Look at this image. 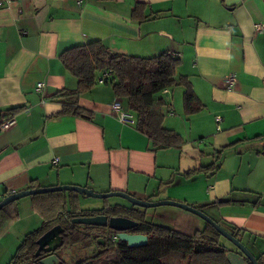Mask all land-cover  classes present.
Instances as JSON below:
<instances>
[{
    "label": "crops",
    "instance_id": "1",
    "mask_svg": "<svg viewBox=\"0 0 264 264\" xmlns=\"http://www.w3.org/2000/svg\"><path fill=\"white\" fill-rule=\"evenodd\" d=\"M137 5L142 20L133 17ZM94 41L116 55L179 58L176 75L203 106L186 116L182 87L157 95L163 127L182 138L180 148H154L119 121L111 105L126 110V100L101 81L105 72L79 97L90 119L57 116L59 92L77 86L60 55ZM14 107L23 109L0 131V201L62 185L174 201L238 229L264 262V0H0V123ZM104 206L114 205L104 200L97 210ZM170 214L183 233L206 224L178 208ZM225 248L229 264H248L232 244Z\"/></svg>",
    "mask_w": 264,
    "mask_h": 264
},
{
    "label": "trees",
    "instance_id": "2",
    "mask_svg": "<svg viewBox=\"0 0 264 264\" xmlns=\"http://www.w3.org/2000/svg\"><path fill=\"white\" fill-rule=\"evenodd\" d=\"M143 7L139 5L135 7L133 10L135 19H143L141 14ZM59 59L64 69L77 80V86L74 90L59 92L61 110L57 116L90 119V113L79 106V97L95 85L97 73L104 72L108 73L109 77L104 78L102 82L109 80L114 96L126 100L125 109L134 116L136 130L146 136L154 148H180L183 144L179 135L164 129L162 107L165 102L157 97L158 94L166 89L182 87L184 114L194 115L203 108L188 80L176 75L180 61L173 55L163 53L151 58L121 56L110 52L100 42L94 41L65 51ZM22 109V107L10 109L4 117L5 121L12 119ZM213 168L209 166L205 170ZM31 188L33 189L32 186ZM76 196L75 193H47L31 197L33 210L42 218V224L39 229L25 236L9 264H26L36 259L37 239L56 225L63 229V247L79 246L81 249L90 247L89 231L98 228L73 225L71 220L101 215L106 210L118 206L114 208L104 206L101 210L95 211H79ZM17 217V201L3 207L0 210V232ZM138 221L130 233L146 236V245L128 247L125 242L108 241L101 246V251L96 256L78 264H229L226 248L221 242L224 238L208 224L190 233H183L149 223L141 216ZM80 227L83 228L79 229ZM224 228L233 237L238 238L240 234L238 229ZM244 259L248 262L245 257ZM256 260L258 264H264L260 257Z\"/></svg>",
    "mask_w": 264,
    "mask_h": 264
},
{
    "label": "water",
    "instance_id": "3",
    "mask_svg": "<svg viewBox=\"0 0 264 264\" xmlns=\"http://www.w3.org/2000/svg\"><path fill=\"white\" fill-rule=\"evenodd\" d=\"M74 192L80 197L83 198H93L98 200H106L111 197H118L125 200L129 204V208L132 209L142 208H157L160 206H169L178 208L182 211L190 213L199 219L203 220L206 224L210 225L215 231L226 241L232 244L239 252L242 254L250 264H258L254 255L247 249V247L242 244L237 238L233 237L230 233L220 227L215 221L206 216L204 213L199 211L196 208L190 207L188 205L163 200L156 202H148L143 200H138L126 193L123 192H108V193H95L90 189L78 187V186H69L62 185L56 187H46V188H35L28 189L24 191H19L16 193H11L7 195L0 201V210L6 205L19 201L20 199L26 197H32L36 195H43L47 193H70ZM122 207L126 208V206L122 205ZM73 225L77 226H92V227H107L108 229L117 232L118 241L125 242L128 247H140L147 244V237L141 234H128L126 233L130 229H133L137 226V222L132 221L128 218L124 217H111L108 218L104 215H97L92 217H79L71 220ZM63 229L61 226L56 225L47 232H45L42 236H40L37 241V249L35 252V257H38L41 252L44 253H52L59 247L63 245ZM60 261L55 255L47 256L39 261V264H59Z\"/></svg>",
    "mask_w": 264,
    "mask_h": 264
},
{
    "label": "rangeland",
    "instance_id": "4",
    "mask_svg": "<svg viewBox=\"0 0 264 264\" xmlns=\"http://www.w3.org/2000/svg\"><path fill=\"white\" fill-rule=\"evenodd\" d=\"M82 199V198H81ZM18 207V217L6 225V227L0 232V264H9L11 258L16 253L17 248L24 240L25 236L41 227L42 218L36 213L31 204V197L20 199ZM104 200H98L93 198H84L81 200V207L79 211H93L102 207ZM109 205L119 204L129 206V204L118 197H111L106 199ZM176 208L169 206H160L157 208L141 209L144 213L145 221L153 222L152 224L163 226L169 229L177 228L174 217L170 214V211H174ZM179 221V220H176ZM179 226V225H178ZM188 224L179 226L178 230H184ZM80 227L79 229H82ZM98 234V233H97ZM221 242L228 246L229 242L221 239ZM91 243V242H90ZM61 251L62 259L66 264H78L84 258L92 255V253H98V249L92 244L90 248H79V246H64Z\"/></svg>",
    "mask_w": 264,
    "mask_h": 264
},
{
    "label": "flooded vegetation",
    "instance_id": "5",
    "mask_svg": "<svg viewBox=\"0 0 264 264\" xmlns=\"http://www.w3.org/2000/svg\"><path fill=\"white\" fill-rule=\"evenodd\" d=\"M129 207L130 206H127L126 208H124L122 206H118L117 208H114V206H111V208H114V209L106 210L104 212V214H101V215L107 216L108 218H111V217H124V218H128V219H130L132 221L137 222V224L139 222L138 219H139L140 216L143 219H145L144 213L141 211L142 208L134 207V208L130 209ZM97 228L98 229H96V230L91 229L89 231V241L91 242L90 243V247H91L92 244H94L95 248L98 249V253H99V251H101V249H100L101 246L105 245L106 242L110 241L112 243L113 242L115 243L118 240V239L117 240H112V237H115V236L117 237L118 233L108 229L107 227H104V228L103 227H97ZM131 230L132 229H130L126 233L133 234V233H130ZM62 236H63V234H62ZM63 245H64V237H63ZM63 245L61 247H59L58 249H56L52 253L41 252L40 255L38 257H36V259H32L31 261H29L26 264H39V261L41 259H43V258H45L47 256H50V255H55L58 258V260L60 261L59 264H66L64 262V260L62 259V256H61V251H62L63 248H65V247H63ZM98 253H92L91 256H89L87 258H84L81 261L86 260L88 258H91L92 256H96Z\"/></svg>",
    "mask_w": 264,
    "mask_h": 264
},
{
    "label": "built area",
    "instance_id": "6",
    "mask_svg": "<svg viewBox=\"0 0 264 264\" xmlns=\"http://www.w3.org/2000/svg\"><path fill=\"white\" fill-rule=\"evenodd\" d=\"M6 1H14V0H6ZM261 30H262V27L260 25L255 26V31L260 32ZM102 80H103V77H102ZM225 83H226L228 89H232V87L235 85V78L232 75H230L225 79ZM42 88H43V84L38 83L37 87H36L37 92H40L42 90ZM111 110L115 114H117V117L121 123L126 124V125H135L134 116L130 112L124 110L121 107L119 101H114L112 103ZM171 110H172V108L170 106H168V111H171ZM12 119L7 120V121L4 120L3 122H1L0 123V131L7 129L10 125H12V123H13ZM216 121H219V119H216ZM56 161H57V159L54 160V162H56ZM112 240H117V237L116 236L112 237Z\"/></svg>",
    "mask_w": 264,
    "mask_h": 264
}]
</instances>
